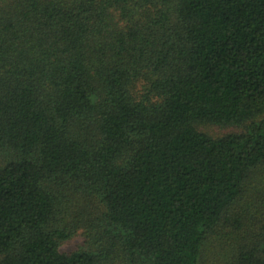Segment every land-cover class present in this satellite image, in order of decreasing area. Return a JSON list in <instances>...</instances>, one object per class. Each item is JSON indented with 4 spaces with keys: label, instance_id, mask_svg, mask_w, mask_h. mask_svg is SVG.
<instances>
[{
    "label": "trees",
    "instance_id": "trees-1",
    "mask_svg": "<svg viewBox=\"0 0 264 264\" xmlns=\"http://www.w3.org/2000/svg\"><path fill=\"white\" fill-rule=\"evenodd\" d=\"M0 264H264V0H0Z\"/></svg>",
    "mask_w": 264,
    "mask_h": 264
},
{
    "label": "rangeland",
    "instance_id": "rangeland-1",
    "mask_svg": "<svg viewBox=\"0 0 264 264\" xmlns=\"http://www.w3.org/2000/svg\"><path fill=\"white\" fill-rule=\"evenodd\" d=\"M81 244H82L81 238L78 236L74 237L69 241H67L66 243L62 244L59 247V252L64 254L72 253L76 251L78 247L81 246Z\"/></svg>",
    "mask_w": 264,
    "mask_h": 264
}]
</instances>
